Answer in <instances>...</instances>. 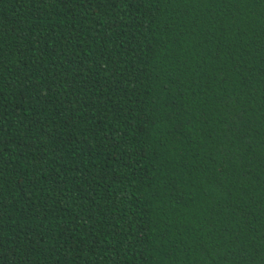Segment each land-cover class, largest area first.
<instances>
[{
    "label": "trees",
    "instance_id": "obj_1",
    "mask_svg": "<svg viewBox=\"0 0 264 264\" xmlns=\"http://www.w3.org/2000/svg\"><path fill=\"white\" fill-rule=\"evenodd\" d=\"M0 264H264V0H0Z\"/></svg>",
    "mask_w": 264,
    "mask_h": 264
}]
</instances>
